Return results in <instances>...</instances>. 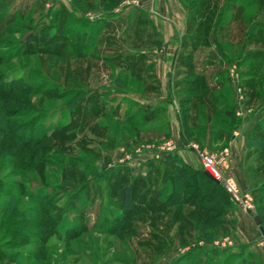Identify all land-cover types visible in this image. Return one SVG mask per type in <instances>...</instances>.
<instances>
[{
    "label": "rangeland",
    "instance_id": "374dc122",
    "mask_svg": "<svg viewBox=\"0 0 264 264\" xmlns=\"http://www.w3.org/2000/svg\"><path fill=\"white\" fill-rule=\"evenodd\" d=\"M179 2L192 67L174 81L196 88L164 95L175 119H188L174 141L167 108L151 114L143 100L159 98L144 73L159 38L134 11L139 0H0V203L40 227L19 230L24 245L1 228L0 264H264V125L241 156V179L229 139L214 143L225 127L264 116V0ZM113 10L116 24L86 41L83 16ZM221 72L213 97L207 87ZM167 143L174 150L153 159ZM182 150L198 170L199 153L216 156L237 196L190 166L175 182Z\"/></svg>",
    "mask_w": 264,
    "mask_h": 264
},
{
    "label": "crops",
    "instance_id": "0c3cea01",
    "mask_svg": "<svg viewBox=\"0 0 264 264\" xmlns=\"http://www.w3.org/2000/svg\"><path fill=\"white\" fill-rule=\"evenodd\" d=\"M139 2L141 3V6L139 7V9H136L134 11L139 12L137 16H139L141 20L147 21V24L150 25L155 32H157L156 34L159 38L153 44V49L148 52L151 56H153V58L157 57V59L154 60V63H152L150 66H146L149 69L147 68L146 71L144 70V73H148V79H151L154 84L160 86V89H158L157 93L159 94V98H146L143 100L147 103V108H152L151 114L156 112L154 108L157 107L158 104H161V109L165 110V108H167V110L169 111H167V125L169 127V133L171 134V139L177 141L178 139H181L182 131H184V128L186 129L187 123L185 122L188 119H175L174 114H172L170 111L171 101H169V99L167 100L164 95L166 93L169 95V91H172V93L174 92L180 94H190L191 92H188L190 91L188 90V87H190L191 89L196 88V86L193 87L195 83L190 84L189 82H186V85H183L185 88H182L183 86L180 85L182 84V81H174L175 71L179 73L182 67H192L191 64L186 63L187 61L191 60L190 58H188V56H192L190 55V47L188 44V40H190V35L192 34H189L187 11L182 6L181 2H179V0H139ZM67 11L73 16V23H77V21L79 20V11H77L73 5L72 7H68ZM121 14L122 13H120V10H113L110 15L103 13L98 15L87 13L83 16V18L88 22L90 21L91 24H95L94 29L97 28V35L98 37H101L103 34H105L108 23H110L111 21L112 24L114 23L115 25V22H117ZM156 44H160L159 46L162 45V47L166 48V54L164 56H154L160 50H158ZM185 56H187L186 59L184 58ZM223 73L224 72L215 74L217 80L213 81H216L218 83L215 84V86L217 87L215 89L216 91L209 89H214V86H212L213 82H209L208 84L207 90L211 92V95L213 97L218 96L223 92V88H221L223 84L221 80L222 77L220 78ZM200 75H202V73H200ZM244 75L247 76V74L244 73L241 79L242 81L246 78L244 77ZM163 103L165 104L164 107H162ZM220 106L221 104L217 103L216 107L220 109ZM231 115L233 116V114ZM262 122H264V116H259L258 118L254 119L253 124L251 126H248V128V123H245V125L242 123L241 125H239V127L230 129L229 132L227 131L228 127H225L226 132H224L222 136L218 137L214 142L216 145H218L220 143H223L224 140L229 139L228 143L233 150L234 157L232 161V169L234 171V177L236 180L237 177H240V172L242 171L241 169L243 162L241 160V156L244 155L245 150L248 151L252 146H254L252 145L253 143L256 144V142L258 141L257 139H261V135H259L260 131V133L264 134V130H260L261 125H264L262 124ZM194 129L201 131L203 130V126H196L194 127ZM258 129L260 130L259 132H257ZM177 158L181 160V162H183L185 165L190 166L194 170H197V168L194 166L196 162L195 158H193V155L189 152H185L184 150L178 151ZM237 174L239 176H237Z\"/></svg>",
    "mask_w": 264,
    "mask_h": 264
},
{
    "label": "trees",
    "instance_id": "16d2710c",
    "mask_svg": "<svg viewBox=\"0 0 264 264\" xmlns=\"http://www.w3.org/2000/svg\"><path fill=\"white\" fill-rule=\"evenodd\" d=\"M67 15L69 17L72 16L67 10ZM70 18V17H69ZM69 18L67 19L69 21ZM70 21L73 23V16L71 17ZM95 24H90L89 27H88V34H87V40L90 38V34H91V31L95 28L94 27ZM93 27V28H92ZM97 34V31L95 32V35ZM30 44L34 45L33 44V41H29ZM35 46V45H34ZM85 47V46H84ZM83 47V48H84ZM89 106V105H87ZM169 156V155H168ZM166 156V157H168ZM178 163H179V166L175 169L176 171L172 173V176H173V180H175V182L177 181V179H179L182 174L184 173V171H187V170H190L188 168L187 165H185L183 162H181V160L178 159ZM167 166H169V163L167 164ZM195 172L193 173H199L201 174V176L203 177L204 180H206L207 182H210L211 184H213V186L215 187H220L219 184H216L215 182L209 180L203 173L202 170H194ZM174 187L177 188V184L174 183L173 184ZM3 194L4 191L0 189V194ZM130 194H131V190L128 189L127 187L124 189V195L125 197H130ZM43 212L41 214H36V215H42ZM202 214V212H201ZM6 215V216H5ZM206 215V214H205ZM32 221H29L28 219H26L23 215V213H20L18 212V208H16V206L14 205L13 202H8L7 205L4 203H0V230L1 228L2 229H5L7 226H11V230H9V232H11V237L15 238V239H18L17 241L19 243H22L23 240H25V238L27 237V233H21L19 230L22 229H30V228H40L39 226H37L38 224L37 223H34ZM14 231V232H13ZM26 243V242H25ZM25 243H22L23 245ZM5 258V257H0V261Z\"/></svg>",
    "mask_w": 264,
    "mask_h": 264
},
{
    "label": "built area",
    "instance_id": "2783aa9c",
    "mask_svg": "<svg viewBox=\"0 0 264 264\" xmlns=\"http://www.w3.org/2000/svg\"><path fill=\"white\" fill-rule=\"evenodd\" d=\"M194 148V147H193ZM149 149V148H148ZM154 151V147L151 148ZM195 149V148H194ZM173 147L170 143L164 144L162 147H159L156 152L153 154V159H159V154L162 152L171 153L173 151ZM196 150V149H195ZM227 151L221 154L222 159L227 158ZM199 164L200 169L203 172H208L211 176L218 182L219 185L223 184L224 189L227 191L229 195L236 197L238 191L236 188L228 181H226L220 173V162L218 161L216 156L207 155L205 153H199ZM242 208H247L246 206L241 204Z\"/></svg>",
    "mask_w": 264,
    "mask_h": 264
},
{
    "label": "water",
    "instance_id": "95a60500",
    "mask_svg": "<svg viewBox=\"0 0 264 264\" xmlns=\"http://www.w3.org/2000/svg\"><path fill=\"white\" fill-rule=\"evenodd\" d=\"M204 175L211 181L215 182L216 184H218V182L211 176L210 173L208 172H203ZM248 214H250L251 212L250 211H247ZM255 224L256 226H260V221L258 219H255ZM262 233V236H264V231H260Z\"/></svg>",
    "mask_w": 264,
    "mask_h": 264
}]
</instances>
